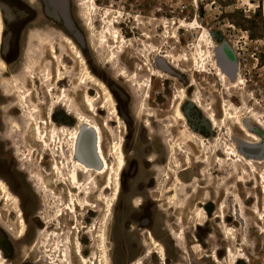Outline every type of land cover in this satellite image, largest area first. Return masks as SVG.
<instances>
[{"label": "rangeland", "instance_id": "rangeland-1", "mask_svg": "<svg viewBox=\"0 0 264 264\" xmlns=\"http://www.w3.org/2000/svg\"><path fill=\"white\" fill-rule=\"evenodd\" d=\"M28 2H21L28 11L22 24L16 23L18 11L4 7L7 28L0 48L5 62L4 78H0V178L18 198L26 229L21 236L15 207L6 204L0 193V254L4 260L1 263L0 259V264L53 262L46 252L53 246L49 240L53 234L71 239L74 264H80L75 257L77 239L83 255L88 259L96 255L100 263L103 234L109 264H164L149 240L151 234L164 247L167 264H215L214 253L222 264H229V250L233 256H244L238 264H264V164H256L252 171L228 154L233 147L254 144L253 136L264 145V127L258 121L264 119V0H68L74 31L53 13L48 0ZM94 4L97 11L91 10ZM89 11L94 28L89 25ZM110 22L115 31L109 28ZM46 26H51L57 37L49 36ZM207 34L214 39L212 45L206 42ZM103 35L109 38L108 46L100 43ZM65 38L76 43L93 76L110 91L117 114L101 87L91 82L81 85V63L67 49ZM61 47L69 51L65 60L58 52ZM53 48L71 71L59 88H54L61 68L53 59ZM216 50L221 51L227 67L238 65L235 79L225 81L211 64L209 55L213 51L216 58ZM160 54L171 57L163 61ZM34 55L41 59L31 67ZM152 68L163 76H157ZM31 69L37 84L19 88L33 94L30 106L39 108V118L49 123V132L53 128L50 109L66 91L80 112L104 126L110 164L118 168L113 142L121 143L126 160L119 193L105 190V183L99 180L89 199L96 207L77 202L75 213L64 211L61 226L53 220L69 204L70 188L61 185L53 173V156L35 141L32 127L22 135L18 149L12 141L11 125L23 127L26 114L12 85ZM49 72L52 78L44 87L42 80ZM49 86L55 89L52 96L46 93ZM88 94L100 97L97 116L89 113ZM179 107L187 123L179 117ZM68 111L57 106L53 114L55 126L70 133L79 127V121L77 114L69 118ZM237 118L245 130L237 125ZM224 130L225 135L231 134L229 138L221 135ZM89 137L85 144H90ZM171 141L179 142L182 150L172 153ZM19 149L33 166H21L16 154ZM170 167L179 172V178ZM33 172L42 175L57 194L51 195L49 211L31 180ZM102 195L106 201H99ZM79 196L84 204V196ZM223 214L226 222L218 219ZM183 232L182 243L179 237ZM45 241L47 246H43ZM149 251L153 254L147 258Z\"/></svg>", "mask_w": 264, "mask_h": 264}, {"label": "bare ground", "instance_id": "bare-ground-1", "mask_svg": "<svg viewBox=\"0 0 264 264\" xmlns=\"http://www.w3.org/2000/svg\"><path fill=\"white\" fill-rule=\"evenodd\" d=\"M91 1L94 2V0H91ZM93 6L94 7L91 10L97 11L98 9L97 5L94 4ZM2 9H3V4L0 0V48L3 43V35L5 34V23L3 20ZM92 15L93 13L89 11L88 13L89 25L94 28ZM181 27H184V23L182 24ZM109 28L113 29L114 31L116 30V26L113 22L109 23ZM199 29H203V28H199ZM54 33L55 32L49 33V36L57 37V34H54ZM108 33H111V30ZM207 35H208V40L206 42H209L212 45L214 39L209 36L210 34H207ZM64 42L67 43V49H69L71 53L74 55V59L78 63H81L82 75H83L81 85L88 86L89 82H91L101 87L103 89L106 102L113 107L114 113L117 114V110L115 108L114 98L112 94L104 85L100 84L98 80L93 76V74L91 73L88 67V64L86 63L76 43L73 40L67 39V38H65ZM100 43L104 46H108L109 38L103 35V37L100 39ZM202 43H203V40L199 42V45L201 46ZM213 48L214 47H211L210 49L213 50ZM220 50H221V47H220ZM59 51L61 52V56H63V59L65 60L68 57L67 54L69 51L63 49L62 47L58 50V52ZM58 52L56 48L52 49L53 59L57 60L58 66L61 68V70L59 71V76L56 79V87L54 88H57V87L59 88L60 87L59 85H61V83H63L64 80H67L68 75H70L71 73L70 68L65 63L61 62V56L58 55ZM121 52L123 51L121 50ZM217 52L218 50H216V54ZM113 55L115 57V54ZM209 57L211 58V64L221 74L223 79L225 81H228V78L230 77H228V75L220 67L218 58L217 56L215 58V54L213 53V51H211V55H209ZM40 59H41V56H38V57L36 55L31 56V67L37 66L38 63H40ZM165 59H169V57L165 56ZM0 65H2V63H0ZM3 65L5 64L3 63ZM64 70H65V73H62ZM237 75H238V65H236L235 77ZM235 77L233 79H235ZM51 78H52V74L49 72L45 76V79L42 80L44 87L47 84H49V82L51 81ZM134 83L137 86V88L141 90V84L138 82L137 79H134ZM15 84L12 85V87L17 88L16 92L19 94V98L21 100V105H22L21 107L23 111H25L26 113L25 118H24L25 120L23 122V125H24L23 127L17 123H14L11 125L12 134H14L12 137L13 138L12 141L14 142L15 147L18 149L17 145H19V143L24 140V137H22V135L26 134L27 129H29V127L34 128L35 141H37L41 145L44 152H48L49 155L53 156V165H52L53 173L58 176V178L60 179L59 183L61 185H64V186L69 185V188H70V191L68 192V195L70 197L69 204L66 206L65 210L60 209L56 213V218L53 220L54 223H58L59 226H61L62 224L61 219L65 215L64 211H67L68 213H75L77 209V202H80V204H82V206L84 207L93 206V208H95L96 206L94 207V205L90 203L89 199H91L93 196V193H92L93 188L99 187L98 186L99 180H102L105 183V186H104L105 190H113L114 194L117 195L119 193L121 173L123 172L125 165H126V160H125L124 153L122 152L121 143L113 142V145H112L113 147L111 148L114 154L117 156L118 168L116 169L114 165L110 164L106 149L104 147L105 146L104 137H103V127L104 126L101 127L94 121V119H92L91 117L85 116V114L80 112L78 108L76 107V105L68 97L66 91H63L62 97H59L58 101L50 109L49 122L53 125V128L49 132L47 129V127L49 126V123L39 118V115H38L39 108L37 107L32 108L30 106L33 94L30 91L23 92L24 88H19L21 86L26 87V84H29V85L37 84L36 75L34 74L32 69L28 70V72H26L20 78H18ZM7 87L8 89H10L9 85H7ZM54 88H51V86H49L46 90L47 95L52 96L55 90ZM99 98L100 97L98 96L93 98L89 94L85 97V102L87 103L89 113H91L92 116H97L98 112L100 111V109L97 107ZM57 106H59V108L63 109L64 111L65 109L69 110L67 112V116L69 118L73 116L74 114H77L78 121H79V127L72 129L70 133H68L69 132L68 130H65L66 129L65 127H62V126L56 127L54 124L55 114H53V111L55 110ZM180 109L181 107H179V109L177 110L178 115L182 120L185 121V123H187V120L185 119ZM212 118H213V121L216 122V115L214 113L212 115ZM258 121L264 127V120L260 118L258 119ZM237 125L242 126L245 130V126L243 125L241 118H237ZM221 133H222L221 135L227 138L231 136V134L230 136L229 134L225 135V130L222 131ZM87 135H90L91 137L90 144L89 143L85 144V140H86L85 138L87 137ZM253 140L255 141L254 144H242L239 149L238 147L236 148L233 147L232 149H228V154H230V156L233 158L232 160L237 159L238 162H244L245 166L250 168L252 171H255L256 164H264V155L260 158L255 157L252 154L256 153V151H252L253 153H250L251 154L250 156H245L241 150V147L258 148L263 145V143L259 142L260 139L258 137L253 136ZM67 143L69 144L67 145ZM201 143L204 145L203 141H201ZM170 144H171L172 153H174L173 151H176L182 148L179 142L171 141ZM16 154H17L19 163L21 162L22 167L29 168L33 166V163L31 162V160L22 156L20 149H19V152H17ZM188 155H190L189 152H188ZM70 164H72L73 166L72 167L69 166ZM170 170H171V173H173L174 175H178V178H179V172H177L176 169H174L173 167H170ZM30 174H31L30 175L31 180H33V182L35 183L37 190L39 191L41 195L44 196L42 200L43 207H45L48 211L51 210L53 206L51 202L52 200L51 195L53 194L54 196H57V194L53 192L52 189L49 188V186L47 185L42 175L38 174L37 172H33ZM261 176H262V180L264 184V166L262 168ZM82 178H87V179L84 181L82 180ZM68 181H69V184H68ZM0 193L3 195V199L6 202V204L13 205L15 207L14 210L16 212V215H17V218L19 220L21 230H22L21 236H23L25 229H26V222L24 219L23 210L21 209L19 205L18 198L12 193L9 186L2 179H0ZM80 194L84 196V204L81 203L83 199L79 196ZM98 198H99V201L107 200L103 195L98 196ZM174 200H178L177 196H175ZM57 203L58 202L54 204H57ZM111 203L112 202L110 201L107 202L108 208H111L112 206ZM202 212L204 213V211ZM50 218H51L50 215H48V219ZM220 218H222L224 222H226V216H224V214L221 216H218V219ZM241 221H244V219L241 218ZM49 222L50 221H48V224ZM63 236H64L63 234L62 235L53 234L52 237L49 239L50 241L54 242L52 248H48L46 250V252L49 253V255L53 257V260H52L53 262H51V264H74L73 262L74 256H73L72 248H71V239L67 237L64 240ZM100 238H101L102 256H101V261L99 264H109V256H108V248H107L108 246H107V240H106L105 234L101 235ZM149 240L151 244L155 248H157V250L161 254V259H162L161 261H163L165 264L164 247L155 240L152 234L149 235ZM179 240L182 243L184 242L185 240L184 232L179 237ZM43 246H47L46 241L43 242ZM76 246L77 248H76L75 257L78 259L80 264H98L96 262L98 260V257H96V255H93V258L91 259H88L83 255L82 246L78 239H77ZM152 254L153 253L149 251L146 257L149 258L150 256H152ZM229 258H230L229 264H236V263L238 264L240 260L244 259V256L242 254L239 255L238 257L233 256L232 251L229 250ZM0 259H1V263H4V260L1 254H0ZM212 259L215 264H222V262L217 257L216 253H214V255L212 256ZM134 264H143V263L142 261H138Z\"/></svg>", "mask_w": 264, "mask_h": 264}, {"label": "water", "instance_id": "water-1", "mask_svg": "<svg viewBox=\"0 0 264 264\" xmlns=\"http://www.w3.org/2000/svg\"><path fill=\"white\" fill-rule=\"evenodd\" d=\"M48 3L53 9V13L55 15L58 14L61 17V19L64 21L66 28L70 31H74L73 23H72L70 16H69L68 0H48ZM78 39H80V38H78ZM217 58H218L219 65L223 69V71L228 75V77L233 79L236 75V65L237 64L236 63L230 64L228 66L229 67L228 68L226 66L227 62L224 61L220 50L217 52ZM241 150L245 156H250L251 155L250 153H253L252 151H256V153L259 152V154L254 153L252 155L260 158L263 156V153H264V145H262L258 148L241 147Z\"/></svg>", "mask_w": 264, "mask_h": 264}, {"label": "flooded vegetation", "instance_id": "flooded-vegetation-1", "mask_svg": "<svg viewBox=\"0 0 264 264\" xmlns=\"http://www.w3.org/2000/svg\"><path fill=\"white\" fill-rule=\"evenodd\" d=\"M35 1H37V0H35ZM1 2H2V0H1ZM21 2H23V0H3L2 3H4V6H3V9H2V12H3V20H4V23H5V32H6V28H7V23H6V19H5V16H4V7L5 8L7 7L8 10H10L11 12H13V10L14 11H18L19 15H18V17L16 19L17 20L16 21L17 24H22L21 22L22 21L25 22L26 19L28 18V11H27V9L25 7H22ZM27 3H29L28 0H27ZM45 28L48 29L49 32H51V33L55 32V31H53L51 26H46ZM145 38L151 39L148 35H145ZM151 49H154V48H151ZM21 54H22V49L20 50V54L17 57V62L19 61L18 63H20ZM165 56H168L169 58L171 57L170 55L160 54V55H158V58L163 60V61L168 60V59H165ZM184 60L188 61L187 59H184ZM0 63H2V65H0V78L2 79V78H4V74H5L4 73L5 65H3V63L5 64V62H4V58H3L2 54H0ZM17 67H19V64H18ZM153 70L158 74L157 76H159V74H160V77L163 76V73L161 71H159L158 69H153ZM148 86H150V85H148ZM145 97H146V99L149 98L147 94H145ZM19 205H20V202H19ZM49 264H51V263H49ZM165 264H167V262H165Z\"/></svg>", "mask_w": 264, "mask_h": 264}]
</instances>
